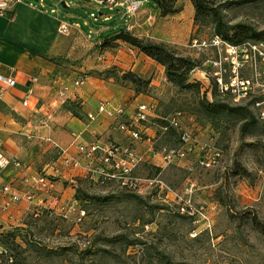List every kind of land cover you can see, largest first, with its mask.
Here are the masks:
<instances>
[{
    "label": "rangeland",
    "instance_id": "374dc122",
    "mask_svg": "<svg viewBox=\"0 0 264 264\" xmlns=\"http://www.w3.org/2000/svg\"><path fill=\"white\" fill-rule=\"evenodd\" d=\"M24 1L47 11L55 8L56 16L72 26L65 37L66 55L59 63L76 78L110 81L149 93V88L122 81V72L128 71L109 60L129 46L111 42L110 47H103L105 37H112L121 28H128L125 31L138 38L136 29L147 27L144 34L150 38L142 39L152 43L177 41L166 46L184 58L203 62L213 57L211 50L190 47L193 40L209 41L215 31L209 18L194 22L195 9L189 0H178V12L166 18H161L149 1L131 18L120 7L127 21L134 18L139 24L132 27L128 23L119 29L105 20L114 13L112 8L95 0L82 1L92 5L93 19L98 22L77 6L71 8L79 0ZM207 1L218 8L225 24L252 33L254 37L244 41L264 44V0ZM84 3L78 5L85 9ZM73 14L80 19L76 26L69 17ZM159 75L156 67L150 76L138 77L150 83ZM240 76L250 75L243 70ZM211 77L203 92L162 82V98L152 105L153 115L162 117L156 120L161 129L169 127L168 121L180 114L181 129L171 133L170 147L178 146L184 131L192 133L193 142L204 134V144H195V153L164 169L146 166L139 173L145 182L137 194L114 185L93 188L84 182L65 212L40 217L32 214L15 225H0V264H264V238L251 225L253 218L264 224V120L258 118L254 107L264 95L257 92L237 103L228 97H214ZM206 101L219 105L212 117L205 113ZM75 111L79 114L77 108ZM161 142L158 152L166 143L164 139ZM203 159H209L211 165L201 166ZM154 179L172 193L160 189V184L150 186L146 182ZM190 185L194 186V216L181 211L180 199Z\"/></svg>",
    "mask_w": 264,
    "mask_h": 264
},
{
    "label": "crops",
    "instance_id": "0c3cea01",
    "mask_svg": "<svg viewBox=\"0 0 264 264\" xmlns=\"http://www.w3.org/2000/svg\"><path fill=\"white\" fill-rule=\"evenodd\" d=\"M78 3L83 4L84 1L79 0ZM78 3H73L71 8L76 9L74 6H77L92 18L95 12L92 5L84 3V9ZM55 10L40 9L23 0L0 14V154L7 159L17 160L22 165L18 170L0 169L1 226L15 225L24 217L35 215L36 211L43 209L54 213L67 210L77 188L82 187V181L93 178L89 169L98 165V161L89 163L81 158L78 154L79 146L113 143L133 147L141 158L134 171L139 179H142L139 173L146 166L164 169L176 162L174 160L167 164L163 156L164 150L175 147H170L173 145L170 135L166 134L161 138L162 129L156 120L162 117L152 115L153 118L141 129V141H133L128 133L120 131L118 127L121 122L130 120L139 105H157L161 100L162 87H165L161 84H169L164 68L137 50L123 47L109 59L114 66L142 77L153 74L156 67L159 69L161 75L158 78L152 77L149 93L136 94L128 87L92 78H87L82 85L76 86L80 77H74V72L59 63L60 57L63 58L67 50L66 36L59 33L60 24L65 21L52 13ZM111 10L114 13H109L110 17L105 18L107 24L114 25L116 29L128 23L132 27L138 26L137 19L127 21L120 8ZM69 17L72 25L80 23L78 16L73 14ZM146 30L147 27L141 26L140 30L136 29L139 31L136 36L141 39L150 38L148 34H144ZM175 42L177 41L155 40L154 43L172 45ZM211 51L214 54V50ZM51 59L55 61H50ZM203 66H207L206 61ZM8 79L14 81L13 86L4 82ZM191 79L198 80L204 87L209 82L203 71L193 72ZM27 96L28 105L24 107ZM103 102L108 103V109L124 106V115L113 119L98 113V107ZM67 103H74L81 118L65 109ZM91 115L93 119H89ZM161 139L166 143L158 152ZM203 139V133L195 138L198 147L199 144H204ZM53 145L65 152L63 158L78 161L79 165L76 168L63 167L61 159L57 160ZM42 175L52 176L56 180L44 189L33 180ZM26 178L29 183L25 182ZM4 187H9L7 195L1 193ZM26 193L34 194L33 202L24 199ZM13 194H18L21 200L10 203ZM38 201L42 202L41 205L37 204ZM8 203V208L2 210L3 205Z\"/></svg>",
    "mask_w": 264,
    "mask_h": 264
},
{
    "label": "built area",
    "instance_id": "2783aa9c",
    "mask_svg": "<svg viewBox=\"0 0 264 264\" xmlns=\"http://www.w3.org/2000/svg\"><path fill=\"white\" fill-rule=\"evenodd\" d=\"M23 0H0V14L5 12L9 8H13ZM98 4H107L111 8H122L127 18L133 17L140 9L148 4V0H95ZM54 14L55 12L52 11ZM93 18V16H91ZM128 31V28L125 29ZM70 31V25L66 22H61L59 27V33L67 36ZM190 47L197 49L202 48L205 50H214L213 57L206 60L207 67H210L212 72L211 78L214 80L218 94L227 95L234 102L246 101L259 92L264 95V44L259 42H246L239 46H233L223 41L218 36H213L209 41L204 43H198L197 40H193ZM243 70L249 72V78H243L240 73ZM227 77V78H226ZM87 77H80L75 85L80 86L85 82ZM227 79V80H226ZM7 85L13 86L14 81L11 79L4 81ZM28 105V96L23 103L24 107ZM108 103L103 102L98 107V113H103L110 118L122 117L124 115L125 107L118 106L112 109L107 108ZM258 110V117L264 120V100L257 101L254 105ZM153 107L151 105H139L129 121L121 122L119 124V130L128 133V136L133 141L143 140L141 131L142 123L148 122L149 118L153 115ZM89 119H93V116H89ZM181 120L180 114L172 117L169 120V126L178 130ZM166 131V128L164 129ZM181 143L186 147L190 145L192 138L191 134L184 131L181 134ZM53 149L56 152L57 160L61 159L63 167L76 168L79 163L69 158H63L65 152L58 146L53 145ZM78 154L81 158L85 159L89 163L98 161V165L91 167L89 173L92 176L97 177L102 183L111 182L118 188L127 190L134 193H139L145 180L139 179L134 175V171L141 162V158L135 152L131 146H122L113 143L107 145H97L96 143L79 146ZM164 159L167 164H170L176 159H183L186 154L183 150H164ZM56 160V161H57ZM201 166L209 167L211 165L209 159H203L200 162ZM92 165V164H91ZM22 167L21 163L17 160L7 159L0 154V169H14L18 170ZM50 176L42 175L40 178L33 179L36 185L44 187V189L50 187L53 181L49 180ZM52 177V176H51ZM26 183H29V179H25ZM150 186L154 184H160V189L165 188L167 192L172 193L168 187H164L157 179L146 181ZM194 186L190 185L184 188V195L181 197V211L188 213V215H195L196 209L191 204L194 193ZM2 194L7 195L9 193V187L2 188ZM178 197L177 195H175ZM24 199L27 202H33L34 194L26 193ZM21 200L18 194L11 195L10 203H15ZM41 201L37 204L41 205ZM9 203L3 205L2 210H6ZM37 212H35L36 214ZM80 216H83L81 212Z\"/></svg>",
    "mask_w": 264,
    "mask_h": 264
},
{
    "label": "trees",
    "instance_id": "16d2710c",
    "mask_svg": "<svg viewBox=\"0 0 264 264\" xmlns=\"http://www.w3.org/2000/svg\"><path fill=\"white\" fill-rule=\"evenodd\" d=\"M148 1L158 10L159 16L161 18H166L178 12L177 7H176L178 0H148ZM189 1L191 2L192 6L195 9L194 22L200 23V22H204L208 18L211 19V23L214 26V31H215L214 36L220 37L223 41L229 43L230 45L239 46L243 43L249 42V41H244V40L254 37L253 35H251L252 33H250V31H248V29L246 28L230 27L227 24H225L222 20V15L219 12L218 8L213 7L209 1L207 0H189ZM104 40H105V43L103 47H110L111 42L115 44H117L118 42H121L137 50L138 52H140L147 58L153 60L156 64L162 66L165 69V76H166L167 82L180 89L187 90L191 88H197V89L202 90L203 92L204 86L200 82L191 83L190 76L195 71H203L206 73L208 77L210 76V70H211L210 67L203 66L205 61L199 62L195 59L181 57L177 55L173 50L169 49L166 45H163L161 43H152V42L145 41L143 39H139L127 33L122 28L118 31V33L114 34L110 38L105 37ZM254 42H258V41H254ZM50 61H55V59H51ZM121 80L129 81L135 86L150 88L149 81H144L141 77H138V75L130 71L126 73L122 72ZM211 82H212L211 84L214 87V90H213L214 97H219L220 99L228 97L227 95L218 94L214 80L211 79ZM133 90L135 91L136 94L148 93V91H145V90H144L145 92L144 91L142 92L137 89H133ZM262 100L263 99L261 98L257 101H262ZM203 106L205 109V113L208 117H212L213 113H217L216 109L219 108V105L213 101L211 102L206 101L203 103ZM75 108L76 106L74 105V103H67L65 105V109L69 111L73 116L81 118L80 115L76 113ZM144 125L145 123H142L141 129ZM180 127H181V124H180ZM165 128H166V131H164ZM173 131L178 132V129L172 128L169 126V127L162 128L161 132L163 135H166V134L171 135ZM190 134H191L192 141L190 145H188V147L187 146L185 147L181 143V139H179L178 146L172 149L174 151L184 149L185 154H186V156L184 157L185 159H187V157L190 154L195 153L197 151L196 145H195L196 143L195 141L193 142L194 137L192 136V133ZM184 158L182 160H185ZM176 161H178V159H176ZM92 177L93 178L90 177V179L88 180L84 179L82 182L88 183L93 188L106 189L109 186H113V185L116 186L114 183H111V182L102 183L99 179H97V177L95 176H92ZM49 180L54 182L56 179L49 177ZM79 188H77L76 193ZM116 189L124 191L126 193L137 194L134 192L120 189L117 186H116ZM36 212L37 213L36 214L34 213V214L37 217L44 216V215L51 216L53 214V211L49 209L47 210L43 209L41 211H36ZM185 214L188 215V213H185ZM190 216H194V215H190ZM251 225L253 226V229L264 238V224L256 220V218H253L251 219Z\"/></svg>",
    "mask_w": 264,
    "mask_h": 264
},
{
    "label": "water",
    "instance_id": "95a60500",
    "mask_svg": "<svg viewBox=\"0 0 264 264\" xmlns=\"http://www.w3.org/2000/svg\"><path fill=\"white\" fill-rule=\"evenodd\" d=\"M34 1H38V0H34ZM63 5H64V3H63Z\"/></svg>",
    "mask_w": 264,
    "mask_h": 264
}]
</instances>
